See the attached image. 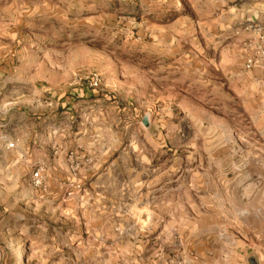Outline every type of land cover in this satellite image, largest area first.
<instances>
[{
  "label": "rangeland",
  "instance_id": "374dc122",
  "mask_svg": "<svg viewBox=\"0 0 264 264\" xmlns=\"http://www.w3.org/2000/svg\"><path fill=\"white\" fill-rule=\"evenodd\" d=\"M261 26L264 0H0V264H264L235 182Z\"/></svg>",
  "mask_w": 264,
  "mask_h": 264
},
{
  "label": "crops",
  "instance_id": "0c3cea01",
  "mask_svg": "<svg viewBox=\"0 0 264 264\" xmlns=\"http://www.w3.org/2000/svg\"><path fill=\"white\" fill-rule=\"evenodd\" d=\"M260 74V68L255 67L251 70L246 78V84L251 95L250 100L255 103V107L251 109L250 114L257 118L260 124L259 131L264 138V87L260 86L256 78ZM260 154L255 152L247 153L249 159L245 162V169L241 173V177L235 182L244 185L241 190L246 200H264V142L258 146ZM234 152H237L236 150ZM248 194V195H246ZM263 205V206H262ZM261 207H264L262 204Z\"/></svg>",
  "mask_w": 264,
  "mask_h": 264
},
{
  "label": "built area",
  "instance_id": "2783aa9c",
  "mask_svg": "<svg viewBox=\"0 0 264 264\" xmlns=\"http://www.w3.org/2000/svg\"><path fill=\"white\" fill-rule=\"evenodd\" d=\"M257 28V27H256ZM256 36L249 39L247 47L249 52L246 54L244 62V69L253 70L255 67L260 68V74L257 76V83L264 87V27L262 26L256 29ZM88 87H99L102 84V77L98 73H90L84 77ZM79 80V81H78ZM83 77L77 78L78 82H81ZM52 104V103H49ZM5 138V145L7 149H13L16 147L18 139ZM32 179L35 183H39L41 180V172L37 169L32 174Z\"/></svg>",
  "mask_w": 264,
  "mask_h": 264
},
{
  "label": "water",
  "instance_id": "95a60500",
  "mask_svg": "<svg viewBox=\"0 0 264 264\" xmlns=\"http://www.w3.org/2000/svg\"><path fill=\"white\" fill-rule=\"evenodd\" d=\"M142 123L144 124V126L149 127L150 126V116L145 115V117L142 120Z\"/></svg>",
  "mask_w": 264,
  "mask_h": 264
}]
</instances>
